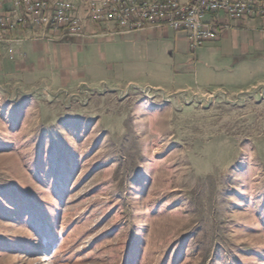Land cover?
Wrapping results in <instances>:
<instances>
[{
    "label": "rangeland",
    "instance_id": "374dc122",
    "mask_svg": "<svg viewBox=\"0 0 264 264\" xmlns=\"http://www.w3.org/2000/svg\"><path fill=\"white\" fill-rule=\"evenodd\" d=\"M237 81L0 77V264H264V73Z\"/></svg>",
    "mask_w": 264,
    "mask_h": 264
},
{
    "label": "crops",
    "instance_id": "0c3cea01",
    "mask_svg": "<svg viewBox=\"0 0 264 264\" xmlns=\"http://www.w3.org/2000/svg\"><path fill=\"white\" fill-rule=\"evenodd\" d=\"M203 21L216 25L215 38L194 51L186 32L170 28L122 34L116 26L87 25L85 38L17 31L0 45V77H15L26 87L43 82L64 94L150 88L137 82L151 78L157 90L201 94L236 88L239 78L264 73V17L232 20L218 12Z\"/></svg>",
    "mask_w": 264,
    "mask_h": 264
},
{
    "label": "built area",
    "instance_id": "2783aa9c",
    "mask_svg": "<svg viewBox=\"0 0 264 264\" xmlns=\"http://www.w3.org/2000/svg\"><path fill=\"white\" fill-rule=\"evenodd\" d=\"M0 0V45L17 31L30 28L44 35L85 38L87 25H112L122 34L170 28L186 32L194 51L215 38V24L204 22L206 13H223L232 20L264 17V0H194L175 11L169 0ZM111 35V32L105 36Z\"/></svg>",
    "mask_w": 264,
    "mask_h": 264
},
{
    "label": "bare ground",
    "instance_id": "6f19581e",
    "mask_svg": "<svg viewBox=\"0 0 264 264\" xmlns=\"http://www.w3.org/2000/svg\"><path fill=\"white\" fill-rule=\"evenodd\" d=\"M170 2L179 3L175 4V11H182V5H189L194 0H186V2H180L178 0H169ZM230 3H237V0H230Z\"/></svg>",
    "mask_w": 264,
    "mask_h": 264
}]
</instances>
